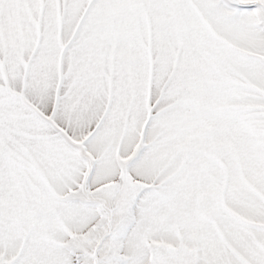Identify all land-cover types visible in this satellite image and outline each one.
Returning a JSON list of instances; mask_svg holds the SVG:
<instances>
[{"label":"snow or ice","instance_id":"6c2138e0","mask_svg":"<svg viewBox=\"0 0 264 264\" xmlns=\"http://www.w3.org/2000/svg\"><path fill=\"white\" fill-rule=\"evenodd\" d=\"M0 264H264V0H0Z\"/></svg>","mask_w":264,"mask_h":264}]
</instances>
